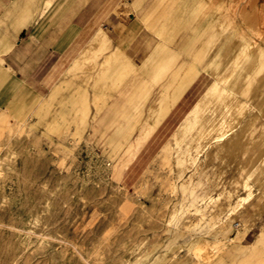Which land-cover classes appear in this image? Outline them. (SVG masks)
Returning a JSON list of instances; mask_svg holds the SVG:
<instances>
[{
	"label": "rangeland",
	"instance_id": "rangeland-1",
	"mask_svg": "<svg viewBox=\"0 0 264 264\" xmlns=\"http://www.w3.org/2000/svg\"><path fill=\"white\" fill-rule=\"evenodd\" d=\"M130 1L109 0L83 42L109 43ZM180 12L114 92L72 89L81 44L28 86L36 106L0 110V264H246L264 229V0ZM178 74L192 81L172 99ZM212 88L245 107L231 144L201 131Z\"/></svg>",
	"mask_w": 264,
	"mask_h": 264
},
{
	"label": "crops",
	"instance_id": "crops-1",
	"mask_svg": "<svg viewBox=\"0 0 264 264\" xmlns=\"http://www.w3.org/2000/svg\"><path fill=\"white\" fill-rule=\"evenodd\" d=\"M108 1L0 0V110L36 106L41 97L28 86L42 85L48 68L61 65L64 56L74 54L81 44L67 68L72 89L82 83L84 95L92 90L114 92L133 62L139 64L160 49V37L180 15L184 0H131L127 7L130 21L123 28L112 19L109 43L104 44L105 37L97 32L93 41L84 43L90 20L103 16ZM17 20L22 21L18 27ZM163 46L170 55L175 54L173 48ZM109 47L112 52L105 55ZM183 64L178 63L176 70ZM91 67L94 70L89 74ZM177 76L178 84L169 96L172 99L182 97L192 81L190 75ZM244 259L246 264H264L263 228L248 243Z\"/></svg>",
	"mask_w": 264,
	"mask_h": 264
},
{
	"label": "bare ground",
	"instance_id": "bare-ground-1",
	"mask_svg": "<svg viewBox=\"0 0 264 264\" xmlns=\"http://www.w3.org/2000/svg\"><path fill=\"white\" fill-rule=\"evenodd\" d=\"M223 89L225 90L221 89L218 93H215L214 89L207 91L204 96L200 98V104L196 106V109H199L201 105L206 106L207 108L205 109H207V112L209 113V117L201 121V131L203 132V136L208 133H214L215 137L220 139L226 138V144H231L234 141H237L242 135L241 131L238 135H235L233 132L243 113H245V107L235 92L230 90L227 91V88ZM182 131L183 127H178L176 135L179 137ZM146 136L147 135L144 134L141 138L143 139ZM137 145H139V142ZM249 194L250 192L239 198V201L244 202Z\"/></svg>",
	"mask_w": 264,
	"mask_h": 264
}]
</instances>
